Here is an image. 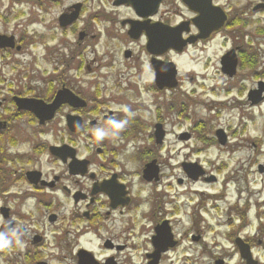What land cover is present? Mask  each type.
Wrapping results in <instances>:
<instances>
[{
    "label": "flooded vegetation",
    "instance_id": "flooded-vegetation-1",
    "mask_svg": "<svg viewBox=\"0 0 264 264\" xmlns=\"http://www.w3.org/2000/svg\"><path fill=\"white\" fill-rule=\"evenodd\" d=\"M263 184L264 0H0V264H264Z\"/></svg>",
    "mask_w": 264,
    "mask_h": 264
},
{
    "label": "water",
    "instance_id": "water-1",
    "mask_svg": "<svg viewBox=\"0 0 264 264\" xmlns=\"http://www.w3.org/2000/svg\"><path fill=\"white\" fill-rule=\"evenodd\" d=\"M241 252H242V255L243 256H247V258H248V263L247 264H256V263H253L252 262V260H251V256L249 255V251L248 250H246L245 248L243 249L242 247H241Z\"/></svg>",
    "mask_w": 264,
    "mask_h": 264
},
{
    "label": "rangeland",
    "instance_id": "rangeland-1",
    "mask_svg": "<svg viewBox=\"0 0 264 264\" xmlns=\"http://www.w3.org/2000/svg\"><path fill=\"white\" fill-rule=\"evenodd\" d=\"M186 62V61H185ZM263 186H264V184H263ZM261 187H260V185H259V187H258V189H260Z\"/></svg>",
    "mask_w": 264,
    "mask_h": 264
},
{
    "label": "clouds",
    "instance_id": "clouds-1",
    "mask_svg": "<svg viewBox=\"0 0 264 264\" xmlns=\"http://www.w3.org/2000/svg\"><path fill=\"white\" fill-rule=\"evenodd\" d=\"M99 135H103V133H98Z\"/></svg>",
    "mask_w": 264,
    "mask_h": 264
}]
</instances>
